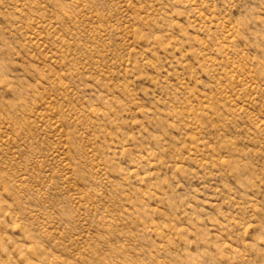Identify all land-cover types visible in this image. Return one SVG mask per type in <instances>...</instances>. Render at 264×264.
Instances as JSON below:
<instances>
[{
	"label": "rangeland",
	"instance_id": "obj_1",
	"mask_svg": "<svg viewBox=\"0 0 264 264\" xmlns=\"http://www.w3.org/2000/svg\"><path fill=\"white\" fill-rule=\"evenodd\" d=\"M0 264H264V0H0Z\"/></svg>",
	"mask_w": 264,
	"mask_h": 264
}]
</instances>
